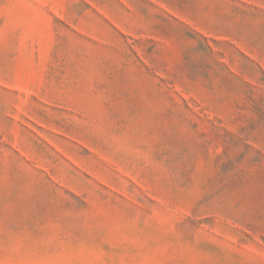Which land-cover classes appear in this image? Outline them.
Here are the masks:
<instances>
[{
  "label": "rangeland",
  "instance_id": "1",
  "mask_svg": "<svg viewBox=\"0 0 264 264\" xmlns=\"http://www.w3.org/2000/svg\"><path fill=\"white\" fill-rule=\"evenodd\" d=\"M0 264H264V0H0Z\"/></svg>",
  "mask_w": 264,
  "mask_h": 264
}]
</instances>
